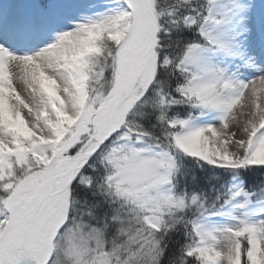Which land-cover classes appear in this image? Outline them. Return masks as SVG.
Segmentation results:
<instances>
[{
    "label": "snow or ice",
    "instance_id": "snow-or-ice-1",
    "mask_svg": "<svg viewBox=\"0 0 264 264\" xmlns=\"http://www.w3.org/2000/svg\"><path fill=\"white\" fill-rule=\"evenodd\" d=\"M0 264H264V0H0Z\"/></svg>",
    "mask_w": 264,
    "mask_h": 264
}]
</instances>
